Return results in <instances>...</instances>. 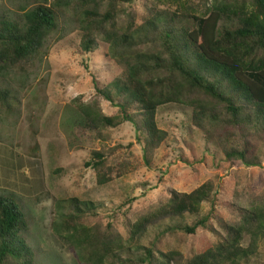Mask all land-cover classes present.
<instances>
[{"label": "trees", "instance_id": "obj_1", "mask_svg": "<svg viewBox=\"0 0 264 264\" xmlns=\"http://www.w3.org/2000/svg\"><path fill=\"white\" fill-rule=\"evenodd\" d=\"M168 1L175 7L173 13L166 15L150 8L135 30L132 18L128 29L117 27L119 13L112 0L104 11L103 0H55L50 6H33L19 18L0 17V121L3 114L13 110L14 99L2 80L12 70H24L39 58L49 36L57 30V9L79 8L83 11V53H95L103 40L110 46V55L125 65L124 81L100 87L94 77L97 97L78 105L86 119L85 128L100 141L86 162L95 170L99 185L110 182L114 170L106 153L108 136L104 132L132 123L138 140L144 143L145 162L150 164V156L167 136L158 126L157 113L168 104L192 108V123L221 148L228 161L261 166L264 0H200L198 5L192 0ZM101 100L117 108V114L106 115ZM205 203L215 204L212 181L189 193L173 190L164 202L124 222L128 241L133 244L142 238L158 220L189 213L196 219L177 230L192 236L198 229L208 230L212 239L189 249L185 264H255L254 258L264 250V196H252L240 204L222 203L236 217L220 222L218 230L209 224L210 212L198 215ZM98 216L93 202L74 197L69 213L57 224V231L66 230L64 238L83 250L80 259L89 264H105L110 255L125 249L126 238L112 224L103 228L90 220ZM27 228L21 206L11 198L0 197V264H36L33 249L21 235ZM136 249L141 257H112L108 264H172L181 254L179 250L161 251L155 243L138 244Z\"/></svg>", "mask_w": 264, "mask_h": 264}, {"label": "rangeland", "instance_id": "obj_2", "mask_svg": "<svg viewBox=\"0 0 264 264\" xmlns=\"http://www.w3.org/2000/svg\"><path fill=\"white\" fill-rule=\"evenodd\" d=\"M110 1L103 0L101 11ZM54 2L0 0V17L19 18L33 6ZM112 2L121 30L128 29L131 18L132 29L138 28L150 8L166 15L175 8L168 0ZM82 12L79 8L57 9V30L49 36L39 58L24 70H12L2 80L14 99L13 110L3 114L0 121V197L15 200L25 212L28 228L21 235L33 249L36 264H89L80 259L83 250L64 238L66 230L57 231L74 197L95 204L99 216L90 220L103 228L112 224L126 238L125 249L114 252L105 264L112 257H141L137 245L151 243L164 252L179 250L181 254L172 264H185L189 249L212 239L208 230L198 229L194 236L177 230L180 225H191L196 215L185 213L158 220L133 244L128 241L124 222L164 202L173 190L189 193L212 181L215 204L205 203L198 215L210 212L209 224L218 230L220 222L236 217L222 203L240 204L252 196H264V156L259 167L228 161L221 148L192 123V108L168 104L157 113L158 126L167 136L150 156V164L145 162L144 143L138 140L132 123L104 132L108 136L106 153L114 170L112 180L99 185L95 170L86 162L100 141L85 128L86 119L78 105L97 97L94 77L100 87L124 81L125 65L110 55V46L103 40L95 53H83ZM101 105L106 115L117 114V108L108 101L101 100ZM117 169L124 173L119 175ZM248 242L247 237L243 244ZM254 259L255 264H264V250Z\"/></svg>", "mask_w": 264, "mask_h": 264}]
</instances>
